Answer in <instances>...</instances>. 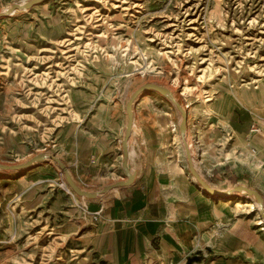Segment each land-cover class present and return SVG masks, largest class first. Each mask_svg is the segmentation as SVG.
<instances>
[{
    "label": "rangeland",
    "instance_id": "374dc122",
    "mask_svg": "<svg viewBox=\"0 0 264 264\" xmlns=\"http://www.w3.org/2000/svg\"><path fill=\"white\" fill-rule=\"evenodd\" d=\"M146 83L171 90L190 119L208 114L218 138L201 139L204 159H237L238 141L208 109L227 91L264 114V0H0V164L42 153L68 164L66 135L84 115L122 107ZM160 97L180 144L177 110ZM62 182L49 160L0 170V264H83L95 249L86 198ZM245 196L208 203L230 220L247 215L233 214Z\"/></svg>",
    "mask_w": 264,
    "mask_h": 264
},
{
    "label": "crops",
    "instance_id": "0c3cea01",
    "mask_svg": "<svg viewBox=\"0 0 264 264\" xmlns=\"http://www.w3.org/2000/svg\"><path fill=\"white\" fill-rule=\"evenodd\" d=\"M158 93L142 92L132 104L127 143L131 182L84 201L88 215L97 213L98 240L83 264H264V223L259 221L255 200L245 196L248 200L235 201L233 214L247 215L228 220L222 211L218 216L208 201L228 199L208 195L189 172L178 130L181 115L174 113L173 131L180 141L175 144L172 133L166 136L169 112ZM246 93L247 99L261 97ZM231 94L226 91L208 110L222 118L228 134L238 141L237 159L230 152L218 159L210 151L204 159L201 139L218 138V130L207 128L208 114L190 119L181 104L187 115L185 138L193 167L212 189L245 186L257 191L264 210V114L241 106ZM129 97L122 107L90 111L66 135L69 162L59 159L83 191L96 193L128 179L122 169L121 143Z\"/></svg>",
    "mask_w": 264,
    "mask_h": 264
},
{
    "label": "water",
    "instance_id": "95a60500",
    "mask_svg": "<svg viewBox=\"0 0 264 264\" xmlns=\"http://www.w3.org/2000/svg\"><path fill=\"white\" fill-rule=\"evenodd\" d=\"M148 90H154L159 92L162 95H167L172 99V103L174 104V106L176 107V109L179 111L180 115H181V121L178 127L179 133L181 135V142L184 148V152H185V156H186V161H187V165H188V169L189 172L191 173V175L194 177L195 181L206 190L207 194H214L217 197H224L227 195V191H219V190H215L212 189L210 187L207 186V184L201 179V177L199 176V174L195 171L194 167H193V162H192V158H191V154L189 151V147L183 137V134L185 133V129H186V121H187V115H186V111L181 107V105L172 98L171 93L164 87H161L159 85L156 84H152V83H146L140 87H138L129 97L126 105H125V111H126V115H127V126L124 132V137L121 143V148H122V169L124 170L126 176H127V180L125 182H115L111 185H108L106 187H104L101 191L96 192V193H90V192H86V191H82L74 182V180L72 179L70 173L68 172L67 167L62 163V161H60L57 157L51 155L49 156L52 160H54L59 168L61 169V171L64 174V179L66 181V183L68 184V186L72 189V191L78 195V196H85L86 198H95L97 195L99 194H103L105 193L107 190L114 188V187H118V186H125L128 185L131 180V174L129 172L128 169V148H127V143L128 140L130 138V134H131V129H132V124H133V116H132V104L134 103V101L137 99V97L139 96L140 93L148 91ZM43 159V155L38 154L33 156L32 158H30L28 161L24 162V163H20V164H14V165H5V164H0V170H5V171H17V170H22V169H27L29 168V166L36 162V161H41ZM244 191L248 194H252L254 195L256 202L259 205V214L262 217V219L264 220V210L262 207V197L261 195L253 190L250 189L248 187L245 186H235L232 187L229 192L233 193V192H241Z\"/></svg>",
    "mask_w": 264,
    "mask_h": 264
},
{
    "label": "bare ground",
    "instance_id": "6f19581e",
    "mask_svg": "<svg viewBox=\"0 0 264 264\" xmlns=\"http://www.w3.org/2000/svg\"><path fill=\"white\" fill-rule=\"evenodd\" d=\"M17 6L19 7V8H17V9H15V10H11V11H9V14H13L15 11H18V10H21L22 8H23V5H18L17 4ZM164 88H166V87H164ZM170 93H171V95H172V98L174 99V100H176L177 102H178V100L176 99V97H175V95L171 92V90H169L168 88H166ZM257 94H259V93H257ZM167 99H169V101L171 102V104L174 106V104L172 103V99L169 97V96H167V95H164ZM179 103V102H178ZM180 104V103H179ZM181 105V104H180ZM175 107V106H174ZM181 107H182V105H181ZM183 108V107H182ZM175 109H176V107H175ZM184 109V108H183ZM177 110V109H176ZM185 110V109H184ZM186 111V110H185ZM177 112L179 113V111L177 110ZM183 137H184V139H185V141H186V138H185V133L183 134ZM180 138H181V135H180ZM123 140V139H122ZM187 143V142H186ZM188 145V144H187ZM38 155V154H37ZM41 155H43V159L41 160V161H36V162H34V163H32L29 167H31V166H33V165H35V164H37V163H40V162H44V161H46V160H49V161H52V162H54L55 164H56V166H58V164L54 161V160H52L49 156H51L50 154H44V153H42ZM56 157V156H55ZM58 158V157H57ZM59 159V158H58ZM60 160V159H59ZM61 161V160H60ZM63 163V162H62ZM65 165V164H64ZM59 167V166H58ZM60 169V168H59ZM69 172V171H68ZM62 174H63V172H62ZM63 176H64V174H63ZM65 180V179H64ZM65 183H66V181L65 182H62L61 183V186L62 187H65ZM67 184V183H66ZM68 185V184H67ZM77 185V184H76ZM208 186V185H207ZM69 187V186H68ZM209 187V186H208ZM70 188V187H69ZM203 188V187H202ZM71 189V188H70ZM204 189V188H203ZM72 190V189H71ZM82 190V189H81ZM83 191V190H82ZM204 191L206 192V190L204 189ZM73 192V191H72ZM74 193V192H73ZM235 193H242V194H245L246 196H248V197H251L250 199L251 200H255V203H256V207H258L257 208V213H258V211H259V205H258V203L256 202V199H255V197H254V195H252V194H248V193H246V192H244V191H241V192H233V193H230L229 192V190L227 191V195L226 196H224V197H217L216 195H214V194H208V195H210V196H214L215 198H221V199H231L232 198V195L233 194H235ZM75 194V193H74ZM78 196V195H77ZM79 197H82V198H86L85 196H79ZM253 200V201H254ZM260 215V214H259ZM261 217V216H260ZM263 219H262V217H261V219L259 220L260 221V223L262 224V223H264V220L262 221ZM263 225V224H262Z\"/></svg>",
    "mask_w": 264,
    "mask_h": 264
},
{
    "label": "built area",
    "instance_id": "2783aa9c",
    "mask_svg": "<svg viewBox=\"0 0 264 264\" xmlns=\"http://www.w3.org/2000/svg\"><path fill=\"white\" fill-rule=\"evenodd\" d=\"M63 188L65 189V193L66 194H69V190L67 189V187H63ZM91 216H92V219L93 220H96L97 213H92Z\"/></svg>",
    "mask_w": 264,
    "mask_h": 264
}]
</instances>
